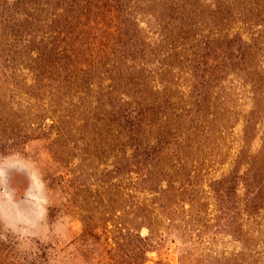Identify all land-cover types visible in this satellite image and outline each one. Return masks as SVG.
<instances>
[{"label": "rangeland", "instance_id": "1", "mask_svg": "<svg viewBox=\"0 0 264 264\" xmlns=\"http://www.w3.org/2000/svg\"><path fill=\"white\" fill-rule=\"evenodd\" d=\"M11 152L41 170L56 234L0 231V264H264V0H0ZM160 158L183 168L184 244L141 229Z\"/></svg>", "mask_w": 264, "mask_h": 264}, {"label": "clouds", "instance_id": "2", "mask_svg": "<svg viewBox=\"0 0 264 264\" xmlns=\"http://www.w3.org/2000/svg\"><path fill=\"white\" fill-rule=\"evenodd\" d=\"M48 199L38 166L18 152L0 154V231L21 243L56 234L48 219Z\"/></svg>", "mask_w": 264, "mask_h": 264}, {"label": "trees", "instance_id": "3", "mask_svg": "<svg viewBox=\"0 0 264 264\" xmlns=\"http://www.w3.org/2000/svg\"><path fill=\"white\" fill-rule=\"evenodd\" d=\"M199 46L201 47L202 45L200 44ZM163 136H161L159 140L155 141L158 142L160 152L169 154L171 153L173 155V152L177 151L178 149H173L171 144L167 142L168 139L162 138ZM163 159H157L155 164L150 163L149 166L155 169L156 164H164L169 158ZM169 169H172L171 172H175V175L178 173L184 174L181 165L176 168L169 166L168 168L164 169L157 165L155 171H149L148 169H143V171H140L139 180L149 187L148 190L145 191V194L148 197H144L143 202L140 204L141 213L139 220L142 225L141 229L145 228L148 230L150 235H158V232L161 231L167 235H172L174 239H177L181 244H184L183 242L185 236H189L188 232L193 227H195V223L194 221L190 223V220L186 221L185 217H187V215L183 216L185 211H187V213L189 212L181 205L183 201L180 200V194L184 193V188L182 183H179L180 181H176V176H172L170 174ZM157 182H160V184L156 185V187H153L155 184H157ZM200 227H203V225L201 224ZM200 227H196L197 232L201 231ZM146 239L147 238L140 237V242L138 245L139 259L142 262L149 251ZM226 259V254H222L219 256L218 264H222L226 261Z\"/></svg>", "mask_w": 264, "mask_h": 264}]
</instances>
